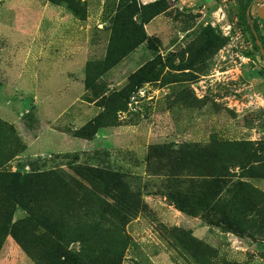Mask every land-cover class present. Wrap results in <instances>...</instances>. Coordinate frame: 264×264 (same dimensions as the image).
Here are the masks:
<instances>
[{
	"label": "rangeland",
	"instance_id": "rangeland-1",
	"mask_svg": "<svg viewBox=\"0 0 264 264\" xmlns=\"http://www.w3.org/2000/svg\"><path fill=\"white\" fill-rule=\"evenodd\" d=\"M79 2L83 19L65 3L0 0V221L9 208L2 189L40 174L39 189H55L51 214L65 211L72 251L88 255L110 236L121 264H264V57L249 22L264 44L257 13L264 0H137L168 9L109 70L113 29L116 48L126 49L140 37L133 21L142 17L125 12L123 0ZM121 10L129 16L115 24ZM67 11L84 27L83 50L75 49L76 20ZM146 64L152 72L123 106L105 112L99 105L113 102ZM68 74L85 75L84 94L79 83L66 90ZM96 108L104 115L83 130ZM211 145L225 160V189H180L203 180L187 174L207 167L196 154ZM187 148L194 155L185 163L166 151ZM92 169L123 175L113 194L121 191L128 213L99 217L112 188ZM27 215L17 206L11 223ZM100 220L113 227H95ZM0 264L39 263L9 235Z\"/></svg>",
	"mask_w": 264,
	"mask_h": 264
},
{
	"label": "trees",
	"instance_id": "trees-1",
	"mask_svg": "<svg viewBox=\"0 0 264 264\" xmlns=\"http://www.w3.org/2000/svg\"><path fill=\"white\" fill-rule=\"evenodd\" d=\"M53 3L60 4L65 3L68 5V9L73 13L79 15L80 19H83L81 16V10L79 8L80 0H50ZM122 1V0H121ZM125 4H123L122 9L125 12H137L141 15V22L133 21V24L136 28L140 29V37L137 39L136 43L132 46H129L126 49H118L115 46V35L116 28L113 29V33L110 38L108 52L104 62V69L109 70L114 65H116L123 57L134 51L141 43L147 40L148 36L145 30V25L149 23L152 19H154L159 14L163 13L168 9L167 4L164 2H154L149 5H139L137 0H123ZM119 11L116 17L115 24H118V20L124 17V13ZM129 15L125 17L128 18ZM255 29L258 32V26L256 22L254 23ZM253 32V31H252ZM254 34V33H253ZM255 36V35H254ZM260 39V38H259ZM256 41V38H255ZM262 42V41H261ZM263 44V43H262ZM256 45L258 46L257 42ZM264 47V44H263ZM264 57V56H263ZM152 72L151 69H148V64L141 67L130 77V82L128 86L120 91L113 93L108 99H115L113 102L107 101L104 105L105 112H107L108 108L112 105H116L117 108L122 107L124 102L129 98L130 93L134 91V89L142 83L146 76ZM105 99V96H102ZM102 115L104 113H100L93 120H91L88 124L83 127V130L87 129L89 126L96 125ZM84 136L82 133L78 134ZM211 145V147L202 148L201 152H197V160L207 164V167L201 171H193L192 173L188 172L189 177H193L194 179L203 178L199 184H197L196 180L190 182L187 187L180 189H225V160L224 162L219 158L216 160L219 155L216 153L215 147ZM217 147V146H216ZM190 149V148H189ZM155 151L158 148L154 149ZM167 155L175 157L176 161H180L183 159L184 163L186 162L187 155H194V151H189L188 148L177 149L176 151L173 149H167ZM196 151V150H195ZM209 163L212 165V169L209 168ZM96 179H104L111 183V188L107 193V198H113L114 202L118 205L112 206L110 202H107L104 199V203L106 207L101 209L98 207L97 211L101 214V217L109 216V218L119 216H123L122 213H128L131 206L129 203L125 202V199L121 196V191L118 190L120 195L113 194L114 191H117L116 186H121L123 184V175L116 172H107L102 171V169H92ZM40 175V174H39ZM38 174L36 176H24L20 179V182L17 184V189H2L4 195L6 196V208H8V212H4L7 215L3 220L0 221V248L3 243L6 241L7 237L11 235L24 249L25 251L31 255L33 258L37 260L39 264H121L120 263V254L117 252L118 250L113 247V241L110 239V236L106 238L104 243L102 242L101 246L90 248L88 255L85 254L83 248L80 251L75 252L69 249L70 241L67 239V225L65 219L67 218L64 214V209L58 210V215L54 217L51 212L53 209L50 208L49 203L55 195H52V191L55 189H39L40 188V178ZM175 176V174H169V176ZM28 177V178H27ZM37 177V178H36ZM199 181V180H198ZM58 190H66V189H58ZM74 192L72 189H69ZM190 191L187 193H179L177 195L169 193V198L173 199L176 202L178 197H187L189 196ZM192 197V195H191ZM50 199V200H48ZM174 202V203H175ZM181 209L185 210V208L180 205L179 202L176 203ZM17 206H21L24 208L28 215L12 224L11 223V214ZM213 207V205H211ZM14 207V209H13ZM113 210L115 214H112ZM12 210V211H11ZM69 211L70 214H79L78 209L75 208L72 211ZM95 211V209H94ZM251 209H246V212H250ZM110 218L112 220L113 218ZM225 217V215H224ZM228 219V218H227ZM232 222L234 221L233 218ZM107 223L105 220L103 223L100 222L95 224V227H102L106 230H110L113 226L111 222Z\"/></svg>",
	"mask_w": 264,
	"mask_h": 264
},
{
	"label": "crops",
	"instance_id": "crops-1",
	"mask_svg": "<svg viewBox=\"0 0 264 264\" xmlns=\"http://www.w3.org/2000/svg\"><path fill=\"white\" fill-rule=\"evenodd\" d=\"M55 4L53 3V5L52 6H54ZM55 7V6H54ZM53 8V7H52ZM53 11L51 12L52 14H55V13H59V11H58V9H52ZM67 14L68 15H70L72 18H75L74 17V15H73V13H71L70 11H67ZM54 17V16H53ZM157 18V17H156ZM155 18V19H156ZM154 19V20H155ZM54 20H57V21H59V18L58 19H54ZM62 20H63V18H62ZM75 20L76 21H74V30H75V33H74V35H76L77 37L76 38H74L76 41L74 42V45H75V49H84L85 48V46H84V38L80 35V28L82 29V28H84L83 26H81V27H79L80 25L77 23V20L78 19H76L75 18ZM154 20H152L151 22H149V24H146L145 26H146V28L148 29V26L154 21ZM83 30V29H82ZM79 43H81V44H79ZM49 46H51L52 47V45H49ZM46 48H47V45H46ZM50 49V48H49ZM46 50V52L48 51V49H45ZM51 50V49H50ZM52 80H54V79H52ZM65 81H67V82H69V83H71V84H68V89H66L67 91H70L72 88H74V83H79L80 84V86H81V90H82V92H81V94H84L85 92H86V87H85V75H82L81 77H80V75H76V77L75 76H73L72 78L69 76V74L68 75H66V77H65ZM77 86H79V85H75V88H77ZM74 90H76V89H74ZM78 88H77V92H78ZM79 94V93H78ZM77 94V95H78ZM100 113V111H99V109L97 110V108L96 109H94V115H93V117H95L96 115H98ZM82 116L84 115H86V112L85 113H83L82 112V114H81ZM93 117H91V118H93ZM90 118V117H89ZM91 118L89 119V120H91ZM85 124V123H84ZM81 126H83V125H81ZM76 127H78V126H76Z\"/></svg>",
	"mask_w": 264,
	"mask_h": 264
},
{
	"label": "water",
	"instance_id": "water-1",
	"mask_svg": "<svg viewBox=\"0 0 264 264\" xmlns=\"http://www.w3.org/2000/svg\"><path fill=\"white\" fill-rule=\"evenodd\" d=\"M257 13H258V16L264 20V2L261 6H258L257 7ZM249 22H250V25H251V29L255 35V38H256V42L260 48V51L262 53V55L264 56V47H263V44L261 42V40L259 39V35H258V32L257 30L255 29V26H254V23L249 19Z\"/></svg>",
	"mask_w": 264,
	"mask_h": 264
}]
</instances>
